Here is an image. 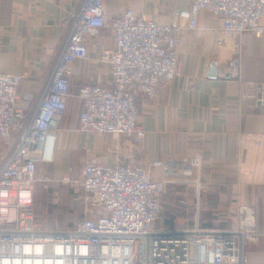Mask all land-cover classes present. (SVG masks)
Masks as SVG:
<instances>
[{"label": "built area", "instance_id": "obj_1", "mask_svg": "<svg viewBox=\"0 0 264 264\" xmlns=\"http://www.w3.org/2000/svg\"><path fill=\"white\" fill-rule=\"evenodd\" d=\"M105 2L82 0L38 99L19 95L21 74L0 73V138L12 147L0 169V264H254L244 253L258 237L250 206H238L228 229L203 230L198 219L193 228L156 226L169 186L199 184L194 170L202 168L201 155L180 163L155 162L160 178L142 163L108 165L90 158L76 182L82 216L57 229L38 221L37 185L52 181L39 175V167L54 163L56 132L68 110L70 68L88 58L87 37L104 28L113 33L114 47L100 57L112 81L79 89V128L125 137L129 161L135 162L147 136L137 102H154L160 86L178 77L191 83L192 77L182 72L179 51L184 31L197 29L202 11L222 20L217 48L245 33L264 34V0H194L169 23L131 8L108 22ZM260 89L258 102L264 107V85ZM74 182L70 176L61 180L63 185Z\"/></svg>", "mask_w": 264, "mask_h": 264}, {"label": "crops", "instance_id": "obj_2", "mask_svg": "<svg viewBox=\"0 0 264 264\" xmlns=\"http://www.w3.org/2000/svg\"><path fill=\"white\" fill-rule=\"evenodd\" d=\"M193 1L106 0V19L110 22L131 8L142 17L169 23ZM81 2L0 0V73L23 76L20 96L32 94L38 99L44 92ZM221 25L220 18L202 11L197 29L184 31L179 51L182 72L192 77L191 83L185 84L181 76L162 84L154 102L138 100L140 124L147 136L135 162L129 161L125 137L79 128V89L112 81L110 67L100 57L114 47L113 33L104 28L87 37L88 58L70 68L68 110L56 132L54 163L39 167V175L52 181L37 185L36 205L52 195L62 212L75 213L65 220L80 218L76 182L90 154L102 164L142 163L151 168L154 178L162 175L153 167L155 162L180 163L201 155L202 168L194 170L199 184L171 185L180 190L174 197L179 207L171 215L161 210L160 228H193L198 219L203 230L228 229L236 221L238 206H250L256 212L258 237L244 253L251 263L264 264V107L258 102L264 85V34L245 33L217 48ZM3 142L0 138V169L12 151ZM65 176L75 182L61 184Z\"/></svg>", "mask_w": 264, "mask_h": 264}, {"label": "rangeland", "instance_id": "obj_3", "mask_svg": "<svg viewBox=\"0 0 264 264\" xmlns=\"http://www.w3.org/2000/svg\"><path fill=\"white\" fill-rule=\"evenodd\" d=\"M92 156L93 155L90 154L89 157L94 158ZM85 160H86V155L83 157V161H85ZM51 168H54V167H51ZM71 174H72V176H74L73 171L70 173V175ZM178 189L179 188L169 186L166 194L163 196L162 212L165 211V213H167L168 215H171L170 211H172L173 209L175 210L176 206H177V208L179 207V204L177 203L178 200L176 198H174L175 195H177V193L180 192V190L178 191ZM182 191H184V190H182ZM48 196L50 198L46 197L45 200H47V201L45 203H39L38 205H36V217H37L38 221L42 225L46 226L47 228H56L57 229V227L66 226L68 221L65 220V217L66 216L67 217L73 216V215H75V213H71V212H67V211L62 212V210L60 209V206L58 204H56V202H54V199H52V195H48ZM75 200L78 203V206L82 208L81 203L77 200L76 197H75ZM37 209L40 210L39 215H37ZM43 218H44V220H43ZM161 222H162L161 219L158 218V220L156 222V226L160 227L159 225L161 224Z\"/></svg>", "mask_w": 264, "mask_h": 264}, {"label": "trees", "instance_id": "obj_4", "mask_svg": "<svg viewBox=\"0 0 264 264\" xmlns=\"http://www.w3.org/2000/svg\"><path fill=\"white\" fill-rule=\"evenodd\" d=\"M167 222H168L169 225H172L173 224L172 221H167Z\"/></svg>", "mask_w": 264, "mask_h": 264}]
</instances>
